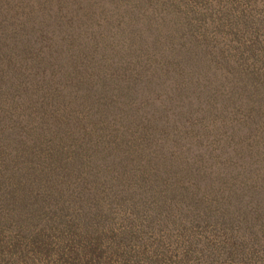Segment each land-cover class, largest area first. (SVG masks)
Listing matches in <instances>:
<instances>
[{
  "label": "rangeland",
  "instance_id": "rangeland-1",
  "mask_svg": "<svg viewBox=\"0 0 264 264\" xmlns=\"http://www.w3.org/2000/svg\"><path fill=\"white\" fill-rule=\"evenodd\" d=\"M181 35L191 41L184 50L175 48ZM170 49L182 51L175 68L164 57ZM183 62V74L191 75L185 87L182 73L175 72L185 68ZM157 64L165 71L161 75ZM198 81L202 87L195 92L218 95L217 105L243 84L264 112V0H0V173L14 174L11 181L24 188L29 204L20 214L23 225L2 222L3 263L31 261L40 245H26L21 257L7 246L23 236L25 241L33 225L41 232L64 220L91 232L81 240L71 237V264H264V158H248L238 142L219 149L218 156L214 145L222 136L190 132L185 89ZM181 89L183 105H170L169 92ZM202 111L208 123V111ZM141 117L156 125L148 126L149 144L139 147L144 153L130 146L134 140L126 131L133 124L134 135L139 133ZM210 117L238 120L225 113ZM245 138L255 144L256 138ZM186 153L193 162L184 169L186 177L179 175L186 208L177 207L174 218L161 217L157 206L146 212L147 203L158 204L156 174ZM117 161L131 178L129 205L110 197L106 182L89 177L107 174L110 164L119 173ZM181 167L177 174L184 173ZM75 171L79 182L86 176L84 200L75 198ZM145 175L155 179L144 191ZM241 177L260 187V202L246 206L229 197L223 185L235 179L246 186ZM226 211L259 222L249 219L248 228L231 231ZM38 259L35 264L53 263Z\"/></svg>",
  "mask_w": 264,
  "mask_h": 264
},
{
  "label": "trees",
  "instance_id": "trees-1",
  "mask_svg": "<svg viewBox=\"0 0 264 264\" xmlns=\"http://www.w3.org/2000/svg\"><path fill=\"white\" fill-rule=\"evenodd\" d=\"M169 38L170 37H167L166 42H170ZM177 41L178 42L176 43L175 48H179L181 50H184L185 48V41L191 42L190 38L187 36H185L183 40L182 35ZM171 49L169 51H166V53L164 54V57L166 61H169V68H175L173 64L177 63L180 65L179 62L183 61L182 59L183 55L181 56L182 51H179L178 49H174V51H171ZM189 52H191V50ZM161 67L162 66L159 64H157L155 67L156 73L160 71V75L163 72H165L164 69ZM182 67H185V68L178 67V69L175 70V72L182 73L181 74L182 85L185 87L184 84L186 83L188 76H191V75L189 72L186 74H183L184 69H186L185 62H183ZM199 83L200 82L198 81L192 86L190 85L187 86L185 89L186 98H187V106L185 108V111L188 112L187 117L189 119V127L193 130L190 132H194L195 135L201 138H207L208 136H210V134L222 136L223 137L222 143L218 140L219 142L216 143L218 147L214 145L215 146L214 151L218 153V156L221 154V152L218 151L219 149L224 150L225 147H229L232 144L233 146H235V144L238 142L239 149L241 151L245 150L246 153L250 154L248 155V158H251L252 156L253 157L257 156V159L264 158V112H262V108L258 110L257 108L258 104H255L256 100L254 97V91L248 90V88L246 89L243 86V84H241V86L234 88V91H230L227 95H225L224 100H223L225 101L224 103L222 104L220 103L219 105H217L218 102L216 100L221 99V97H219L218 95L209 96L208 94H202L201 92L202 90H198L195 92V89H197V87H200V88L202 87L201 86L202 84L201 83L199 84ZM168 95L169 96H167L166 99L169 100L170 105H172L176 101L181 103V105H183V89L177 90V91L171 90ZM215 101L216 103H214ZM205 108L208 111V114L206 116V118L209 119L208 123L205 122V118H202V116H204V113L202 110ZM229 108L231 111L229 110ZM211 113H214L218 118L223 117L224 113L226 114L227 118H231L233 115L234 117L238 118V120L236 121L232 120V122L230 121L226 122L225 120L220 119L219 121H215L211 119L210 117ZM149 115L152 116V113H150ZM154 118L155 117H153L151 120H153ZM139 121H140L139 123L141 124V126L139 127L138 130L140 132L137 133L136 135H134L133 133V129H134L133 124H129L133 129H131V127L126 126V131L128 132V136L131 138V140H134V142L130 144V146L133 149H135V147L139 148L142 144H145V146H147V144H149L148 142L150 140V133H151V130L148 129V126H151L153 129L156 126L155 123L151 125H147L150 120L144 121V119H142ZM203 123H206L211 128L209 129V127H204ZM71 126H75V125L73 124ZM78 127L79 128L83 127L84 129L89 128L87 125L81 126L80 123L78 124ZM87 133L89 132H84V134H87ZM245 135H248V137L256 138V140L254 141L255 144L246 143ZM136 141L138 143H136ZM259 149H261L260 153H259ZM139 150L142 153H144L142 149L139 148ZM77 157L75 160V165L78 159ZM114 159L115 158H113L112 160ZM80 161L83 163L85 162V159L81 157ZM72 162L74 163V160ZM117 163L120 164L119 173L110 164L111 170L107 174H103L102 172L101 173L95 172L89 175V177L95 176L99 178L100 180L106 182L108 184L107 188L109 187L108 195L110 197H114L113 199L118 201L119 203H124L126 200L127 201L126 204L129 205L130 204L129 195H130V190L132 189L131 178L128 179V177L124 175V169L126 167L123 166V164H121L119 161H117ZM192 164L193 162L191 160V156L188 153H186V155L183 157L181 162H179V164L177 163V165L174 167H172L173 163H170V162H165L163 164V167H164L163 171L165 172L157 173L155 176V178H159L160 180L159 186H157L156 187L157 190H155L157 194L158 204H153L151 202L147 203L146 212L149 207L157 206L160 209L159 214L161 215V217H167V215L169 214L170 217L174 218L176 216L174 214V210L177 207L186 208L185 207L186 205L184 204L186 202V198H184L185 193L179 190V185H180L179 175L185 174V177H186V172L184 169H188L192 167ZM262 164L264 166V162ZM179 167H181L180 171H183L184 173L182 174L176 173V171L179 170L178 169ZM74 170L77 171L78 167L75 166ZM76 171H75L76 173L75 176H74V173L71 174V183L73 182L74 184L76 183L75 179L78 180V186H77L78 190H76L78 197L77 196L75 197V195L70 194L67 190L63 192H65L66 194H70L73 198L75 197V198H79V200H84L85 197L84 195L82 196L81 190H83L84 187H86L87 183H85V180L83 178L86 176H83L81 179V182H79V178H78ZM27 174L28 173H26V175ZM150 174L151 173H148V175ZM11 177L12 179H15L14 174L12 176L8 174L0 173V230L3 227V223H2L3 221L8 222L9 224L13 226L17 225L16 228H18L19 224L21 223L23 225V222L25 219L20 222L19 220L20 214L23 212H26V208L29 210L28 208L29 204H25L26 203L25 201L27 200V198L21 195L22 194L21 191L24 190V188L21 190L20 185L16 186L15 184L18 183L16 181L12 183ZM21 177H23V174L21 175ZM145 177H147V183L145 184L146 189L143 187L144 191L147 190V188H149L148 183L155 179L147 175H145ZM241 178L245 182L246 186L240 185V183L237 182L235 179H233L228 184L223 185V187L226 186V193L229 195V197H233L232 200L239 201L240 203L246 206L253 205L254 203L260 202L261 197H260L259 189H258L260 187L252 186V184L250 185V180L244 177H241ZM49 182H52V181H49ZM50 184L51 183L47 184V189L52 191V188H50ZM52 184H54V180ZM114 184L117 185V188L113 187ZM136 186L139 187V185H136ZM95 191L100 192L101 190H92V192L96 195ZM63 192H57L56 194L61 195V193ZM24 193H25V190H24ZM82 210H84V208ZM56 211L57 213H61V210L57 208H56ZM226 212L229 215L227 218L229 219L231 225L233 226L231 231L238 230L242 226H245L246 228H248V224L252 223V221H254L253 223L259 222V218H256V217L251 218L248 216V214L245 215L238 211L233 212L231 214L229 211H226ZM48 218H51V217L48 216ZM33 219L34 218L30 219V221L27 224L29 228L31 227V222ZM249 219L252 221H250ZM163 220H166V218ZM261 222L262 224H264V218L261 219ZM32 227H34V225ZM32 227L30 228V231L28 235L26 236L25 241H24V236H23V238H16L13 244H11V246H7V247H10L16 250V251H11V255L12 254L18 255V253H20V257H21V255H23L24 252H27V250L25 249L26 245L34 244L35 249L36 247L40 245L41 250L39 249V253L37 254L35 250L33 258L31 259V261L28 259L26 264H35L34 260L37 255H39V259L37 262L42 261L41 258H48L52 260L53 262L52 264H58L59 261H61L62 259H64V264H71V252H66V250H71L70 248L71 237L74 236L78 240H81L83 236H86L88 234L87 231L91 233L88 228L87 229L85 228L87 227V225H85V227L79 228L78 223L77 224L76 223H65L64 220L60 221V223H56L55 226L49 225L48 227H44L41 230V232H38L32 229ZM43 230L44 232L42 233ZM46 231H50V232L46 233ZM252 233L254 234L255 231ZM55 234H59V235L56 236ZM63 234L65 235L63 236ZM253 236H256V235L254 234ZM96 244H99V241H96ZM244 244L245 243L241 241L239 246H243ZM71 247L73 249L78 248V246H72V245ZM53 251L54 253L56 252V255H57L55 260L52 254ZM255 251L256 250H254L253 253H255ZM3 262L4 260L1 258L0 264H4ZM9 264H18V263L16 262V260L15 261L9 260Z\"/></svg>",
  "mask_w": 264,
  "mask_h": 264
}]
</instances>
